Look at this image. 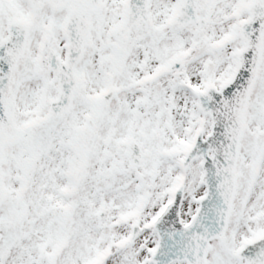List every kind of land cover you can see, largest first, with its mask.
Wrapping results in <instances>:
<instances>
[{"label":"snow or ice","instance_id":"1","mask_svg":"<svg viewBox=\"0 0 264 264\" xmlns=\"http://www.w3.org/2000/svg\"><path fill=\"white\" fill-rule=\"evenodd\" d=\"M0 264H264V0H0Z\"/></svg>","mask_w":264,"mask_h":264}]
</instances>
